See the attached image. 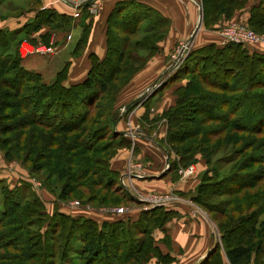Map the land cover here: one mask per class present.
<instances>
[{
  "label": "trees",
  "instance_id": "trees-1",
  "mask_svg": "<svg viewBox=\"0 0 264 264\" xmlns=\"http://www.w3.org/2000/svg\"><path fill=\"white\" fill-rule=\"evenodd\" d=\"M4 2L5 0H0L1 19L11 16V14L1 12ZM25 2L27 5L20 6L21 8L17 11L23 14L26 11L35 10V16L16 29H0V72L7 76L6 80L9 82L20 81L32 103V107L28 106L29 110L37 113V110L44 106L45 112H41V114L46 120L48 119L46 110L55 104L57 95L61 94L60 97L63 98L61 103L63 104H69L64 99L65 95L72 96L76 102L85 100L89 94L92 95L94 91L92 88H94L99 69L102 67L105 70L107 68L108 71L112 70L116 63L125 58L124 52H127L131 46L140 43L138 39H133L134 34L143 31L149 37L158 35L160 38H165L168 31L160 34L157 28L164 27V24L171 25L172 22L171 18L148 3L138 0L117 1L107 19V55L103 59L92 55V67L83 82L65 86L63 82L66 78H64L63 69L49 84L44 81L41 74L31 72L24 67L22 64L24 57L20 54L19 45L24 39H28L34 44L41 43V41L49 42L50 36L48 37L47 31L39 34V38L33 35L45 27L63 29L72 26L74 17L52 8H41L40 0H25ZM243 2L245 7L247 2L245 4L244 0H203V22L205 26H214L222 15L233 17ZM212 5H215V11L209 8ZM220 5H224L225 8L219 9ZM87 6H83L82 9ZM249 11L252 25L260 27L261 20L257 19V24H254V18L259 16L264 20V5L253 6ZM114 30L121 34L118 39L121 38L122 47L118 49L123 52H120L122 54H120L118 62L111 63L110 61L108 63L111 57L110 49L114 48L112 46V38L116 33H113ZM261 30L264 29L261 28ZM154 37L152 36V38ZM11 48L16 49V55L4 56L3 49L10 50ZM187 61L191 64L192 71L200 70L203 72L201 73L203 83H208L212 89L224 93V96L212 97L203 91L201 93L194 92L195 79L193 78L187 84L176 88V101L164 113L170 138L168 143L172 150L166 143H161L171 154L174 152L177 155V158H171L169 170L177 171L178 165L187 167L191 163L197 162V155L200 153L211 164L204 172L202 180L190 198L209 215L215 219L218 218V224L222 228L221 244L217 242L215 249L198 264H254L259 260V257L264 255V219L259 220L260 216L264 214V208H262L264 200H260L259 205L256 206V201L259 198L256 188L264 180V170L258 168L259 166L253 167L252 164L242 161L240 167H251L250 171H242L245 173L243 176L242 173L221 174L219 168L212 165L213 159L217 164L225 160H228V163L237 160V157L234 156L237 154L236 150L235 152L232 150L231 154L225 158L217 157L222 149L221 141L210 143L207 140L205 144H202L203 147H199V151L197 148L193 150L192 144L184 146L182 149L178 146L201 133H204L203 139L207 136L208 138L209 136L216 138L221 135H228L232 133L231 130L239 131L241 134L245 132L251 134L264 133V52L242 43H210L196 48L189 55ZM210 63H212L211 66ZM108 65L112 66L109 67ZM118 66L120 67L118 71L121 72L122 65L118 64ZM10 67L15 69L5 71ZM29 82L37 83L38 86L29 84ZM239 92L241 94L234 95V93ZM244 104H251L252 107L242 116L243 118L249 114L250 124H247L245 119L241 122H237L235 119L239 108ZM76 114H80L77 108L68 116L71 117ZM42 116L38 115L39 118ZM58 117L65 121L62 122L64 126L68 125L67 123H76L71 118V122L67 121L63 112L58 113ZM196 120L200 125L222 122L224 126L218 128L220 131L215 133L214 126L193 127L192 125ZM29 121L31 120L29 119ZM114 124V121H109L107 125H104L103 135H110V139L113 140L111 143L116 144L119 149L130 147L131 140L126 135L115 133L113 131ZM41 125L44 126V123ZM46 127L50 128V125H46ZM2 129L3 127L0 126V131ZM111 133H113L112 136ZM231 144L233 146L241 144L239 155L252 146L247 140L229 141V145ZM118 150L113 152L112 158ZM182 152L185 154L184 156ZM213 155H215L214 158ZM185 156L188 158H184ZM59 172L60 177L66 173L64 168H60ZM101 175L102 183L96 185L101 186L104 190L102 194L103 204L122 202L123 197H127L125 199L128 200L134 199L123 188L120 181L121 172L111 168L110 159ZM249 175L253 177L252 183L246 179ZM118 180L119 182H117ZM118 184L120 188H118ZM64 187H62L57 200L67 202L70 192L67 193ZM122 190L124 194L121 195L119 193ZM1 191L4 200L3 206L0 203V212L6 214L8 207L13 206V204L9 205L10 200H16L14 191L19 190H11L3 186ZM180 194L182 197L186 196V194ZM219 195H226L227 198L217 200L218 202L212 200L213 197ZM239 197L241 199L245 197L244 204ZM23 207L18 221H11L15 224L11 227L14 228L15 232L20 233L23 241L18 244H2L0 246V249L11 250L2 258V260L7 261L6 264H147L153 257L157 258L158 264H168L175 261V257L171 256L170 253H163L160 250L154 235L157 229H164L168 221L179 215L177 211L169 209L167 204L143 209L136 221L129 219L97 221L88 216H76L63 212L58 207L49 214L44 201L37 195L33 196V200L24 203ZM3 216L0 214V226L2 227L0 231L11 223L7 224ZM44 217L49 218L47 231L46 229L45 231L41 230ZM223 218L228 219V221L224 222ZM37 226L39 228L34 229ZM48 231L53 235L49 239L46 235ZM163 241L168 244L170 237L166 234Z\"/></svg>",
  "mask_w": 264,
  "mask_h": 264
},
{
  "label": "rangeland",
  "instance_id": "rangeland-1",
  "mask_svg": "<svg viewBox=\"0 0 264 264\" xmlns=\"http://www.w3.org/2000/svg\"><path fill=\"white\" fill-rule=\"evenodd\" d=\"M175 4H180V0H174ZM188 2L190 6L196 9V15L198 19H196V25L202 27L203 30L197 28L196 33L190 39V45L185 49V51L180 52L181 43L186 39L174 40L171 47L168 46V50L165 49L166 41H168L169 33L172 30V22L171 25L164 24V27L161 26L158 29L160 34H166L165 38H160L158 35L154 38L149 37L145 32H137L133 35V39H138L140 43L135 44V46H131L127 52H124L125 58L122 59L121 62L116 63L112 70L108 71L106 68L102 67L98 71V77L95 80L94 88H92L93 94L88 95L83 101H75V99L70 95H65L64 99L69 102V104L61 103V94L57 95L58 98H55V104L50 106L48 110V119L43 118L41 112H45L44 106L37 110V113L29 110L28 106L32 107V103L27 96L26 91L22 87L20 81L9 82L6 80L7 76L0 72V126L3 129L0 131V203L3 206L4 195L2 193V187L6 186L11 190H19L14 191L15 199H11L10 204L13 206L8 207L7 213L0 214L3 216L4 221L8 224L11 221L17 222L20 218L19 214L23 210V204L33 200V196H39L45 203V207L49 214H51L56 207L63 210V212L76 215V216H91V213H107L108 210H112L117 207H128L132 205L143 206L145 202L139 201V197L146 196H156L158 198L173 196L180 197L183 199H188L190 202L194 203L191 200V195L194 193L195 188H190L189 190H193L186 194V196L182 197L180 193L183 192H169V193H156L150 192L144 195L141 194V189L137 186L136 181L141 179L138 177H142L144 172V164L140 159L135 158V154L138 150L135 141L141 137H148L147 134H156V141L160 145L161 149L166 154H171L168 149L163 145L166 143L170 150H172L171 145H169V131L168 125L165 129L163 137H159V130L154 131V129L149 128L147 134L145 131H140L135 128L134 121L142 124L144 127L145 123H150L155 125L156 127H161V121L166 123V119L164 117L165 110L162 112H158L157 115L153 117L150 116L151 112L155 109V99L152 97L155 96L156 93L162 91L166 86L173 87L177 86L173 89L174 95L176 94V88L179 86L185 85L188 83L190 79H195L194 92H199L212 95V97L224 96L222 91H217L212 89L208 83H203V73L202 71H192L190 66L191 64L187 63V59L189 55L198 47L197 42L198 38L202 33L209 34L218 37L219 44L223 43L224 36L222 35L223 29H228L232 26L233 23L242 22L247 24L249 28L256 31L258 34L264 36V20L263 18L256 16L254 18V24H257V19L261 20L258 26H253L250 21V14L245 15L243 13L244 2L241 4L242 6L237 9L236 16L233 17L224 16L221 17V22H217L214 26H205L203 22L204 14H203V0H183ZM241 1V0H240ZM245 4L248 0H244ZM198 3H200L198 5ZM27 2L25 1H11L8 4H3L1 7V12L3 14H11V16H22L17 10L21 8L20 6H26ZM96 6V10L92 11L93 13H99L100 11V3L99 0L93 4ZM209 8L214 9L215 5L210 6ZM219 9L225 8L224 5H220ZM17 11V13H15ZM90 11V9H89ZM212 11V12H214ZM161 12V11H160ZM164 14L163 12H161ZM165 15V14H164ZM9 16V17H11ZM263 17V16H262ZM170 18V17H169ZM1 19V18H0ZM6 19V18H3ZM253 21V20H252ZM199 22V23H198ZM241 22V23H240ZM23 25V24H22ZM21 25V26H22ZM81 33L76 38L75 35L70 34L73 30V25L67 26L63 29H47V35L49 38V42L41 41V43L51 47V50L48 52H43L42 54L49 55L53 53L55 55L56 50L58 49L57 45L62 42H69L70 46L64 51L60 52V59L64 61V66L60 69H64V78L69 77L71 72V64L73 60H81L89 62V67H83V74H79V81H74L73 83H65V86H71L80 82H83L92 67V55H96L99 59H103L108 53V44H107V34L105 30V40H106V51L102 56L98 54L93 48V40L91 39V27L89 24L81 22ZM18 28V27H17ZM48 28V27H45ZM207 32H204V31ZM63 33L64 39L58 40L56 39L55 33ZM113 42L112 47L110 49V58L108 63L118 62L120 58V52L118 48H121V42L119 37L121 34L119 31H113ZM147 36V37H146ZM132 37V36H131ZM201 37V36H200ZM160 38V39H159ZM95 42V41H94ZM97 42V41H96ZM172 42V39L169 43ZM32 43L28 39H24L19 45L20 54L22 55V47L24 44ZM50 44V45H49ZM115 44V45H114ZM254 46V45H249ZM262 50H264V43L257 45ZM15 48V47H14ZM11 48L10 50L3 49V55H16V49ZM180 48V49H179ZM253 48V47H252ZM167 50V51H166ZM183 52V54H181ZM168 53V54H167ZM41 54V53H39ZM58 54V53H57ZM56 54V56H57ZM175 55V56H174ZM181 59L177 62L179 63L177 66L174 65V59ZM46 59L40 57V60H35L34 58H29V56L23 58L22 64L24 67L34 73H39L43 76L41 71L37 70V68L45 67L47 70H50V61L46 65ZM161 59V65L159 66V72H156L158 68V60ZM107 63V62H106ZM105 63V64H106ZM173 63V64H172ZM118 64H121L122 71L119 72L120 67ZM160 64V62H159ZM174 65V67H170V65ZM212 63H210V66ZM109 66V65H108ZM110 65L109 67H111ZM88 68V70H87ZM14 70V67H10L5 69ZM111 69V68H110ZM59 70V71H60ZM1 71V67H0ZM58 71V72H59ZM57 72V74H58ZM56 74V77H57ZM158 74V75H157ZM157 75V76H156ZM162 76L155 87H152L153 83L159 76ZM10 76V75H9ZM55 77V78H56ZM168 77L167 83L161 82L164 78ZM11 78V77H8ZM44 79V78H43ZM44 81H46L44 79ZM142 82V83H141ZM52 83V82H47ZM29 84L37 85V83ZM28 83L26 84V86ZM244 86V85H243ZM242 88V87H241ZM241 94L234 93V95ZM215 95V96H214ZM143 96L142 99L136 104L130 105L134 100ZM176 96V95H175ZM195 98H197L195 96ZM47 102H49L47 100ZM65 103V102H64ZM146 105L145 112L143 115H137V108L140 106ZM251 104H244L238 110V114L235 117L237 122L247 120V124H250V117L246 115L242 118L247 112V110H251ZM24 106V107H23ZM78 109V113L75 116L69 117L68 114L73 113L74 109ZM66 117V120L70 121V118L73 122L76 123H67L68 125L64 126L62 122H65L63 119L60 120L58 117V113H62ZM242 112V113H239ZM38 115H41L42 118H39ZM69 117V118H68ZM31 120L28 122V120ZM79 121V122H77ZM109 121H114L113 131L117 134L126 135L131 141L130 147H124L131 150V157L129 158L128 165L126 169L121 173L120 181L123 188L132 195L134 199L128 200L125 199L127 197H123L122 202L115 204H103L102 194L104 192L101 186H97L96 184L102 183V172L107 166V162L110 159L112 160L113 152L117 151L119 148L116 147V144L111 143L110 135L104 134V125H107ZM33 122L32 124H30ZM44 123V126L41 125ZM167 124V123H166ZM46 125H50V128H47ZM193 127L204 126L205 128L208 126H214L215 133H218L221 128L224 126V123L213 122L210 124L200 125L197 120L193 123ZM257 126V125H256ZM232 133L228 135H221L219 137H211L208 136L204 138V133H201L199 136L190 139L185 143H180L179 148H183L184 146H188L192 144L193 150L195 148L198 149L208 142H222V149L220 153L217 154V157H227L231 154L232 150L237 154H234L237 157L235 162L228 163V160L222 161L220 164L215 163L213 159L212 165L219 168L221 174L228 173H243L242 171H250L251 167L245 168L240 167L241 162L247 164H252L253 167L259 166L261 170H264V133L262 134H251V133H243L241 134L239 131L231 130ZM125 132V133H123ZM113 133H111L112 136ZM230 135V136H229ZM249 141V144L252 145L250 148L245 151L243 154L239 155V151L241 150V144L237 146L229 145V141ZM163 142V143H161ZM161 143V144H160ZM109 144V145H108ZM133 147V148H132ZM203 147V146H202ZM122 149V148H120ZM184 150V149H183ZM119 151V150H118ZM183 153V152H182ZM200 153V152H198ZM117 154V153H116ZM175 158H177L176 153L173 152ZM185 155L184 153L182 154ZM215 155H213L214 158ZM184 158H188L185 156ZM245 159V160H244ZM170 160V159H169ZM201 160V166L196 169V173H198L199 183L204 176V172L208 167L211 166L202 154L197 155V162ZM170 162L167 164V170L165 175L171 174L175 181L179 180H188L193 179L191 176L183 177L179 170L184 168L182 165H178L177 171L173 172L169 170ZM197 162L191 164H197ZM60 168H64L65 175L60 177ZM252 176L249 175L246 177L247 181L252 183ZM245 180V178H244ZM119 182V180L117 181ZM66 189L67 193L70 192L68 196L67 202H62L57 200L59 193H61L62 187ZM118 188H120L118 184ZM74 190V191H73ZM173 190H183L181 189H173ZM256 190L259 193V198L257 199L256 206L259 205L260 200H264V180L259 184ZM193 192V193H192ZM119 194H124L123 190L120 191ZM185 194V193H183ZM227 198L226 195H219L217 197H213V201L222 200ZM240 198V197H239ZM244 198H240V201L244 204ZM14 200V203H12ZM20 203H17V202ZM74 201L79 202V204H74ZM255 201V200H254ZM218 202V201H217ZM195 204V203H194ZM8 205V206H9ZM197 205V204H196ZM198 206V205H197ZM201 210H204L200 206H198ZM4 210V207H2ZM7 208V207H6ZM264 208V205L262 206ZM261 208V209H262ZM264 210V209H263ZM205 211V210H204ZM206 212V211H205ZM208 215L209 213L206 212ZM100 215V214H99ZM49 216V215H48ZM211 221L214 225L215 234L217 235V242L221 244V232L222 228L220 224H218V218L215 219L212 215H209ZM93 218V217H91ZM260 219H264V214L260 216ZM224 222L228 219L223 218ZM221 221V219H220ZM14 222L10 223L8 227H5L0 231V246L2 244H18L23 241L20 233L15 232L14 228L11 227ZM49 226V218L44 217L43 223L41 225V230H48ZM2 227L0 226V229ZM39 227H35L34 229H38ZM50 229V228H49ZM47 239L51 236L50 231L46 232ZM114 247V245H113ZM7 252H11L8 249H0V264H6L7 261L2 260L4 258V254ZM254 264H264V255L258 258ZM10 264V263H9Z\"/></svg>",
  "mask_w": 264,
  "mask_h": 264
},
{
  "label": "crops",
  "instance_id": "crops-1",
  "mask_svg": "<svg viewBox=\"0 0 264 264\" xmlns=\"http://www.w3.org/2000/svg\"><path fill=\"white\" fill-rule=\"evenodd\" d=\"M10 1H20V0H5L3 4H8ZM25 1V0H21ZM119 0H99L100 11L99 13H93L89 11L88 7L85 8H75L70 4H67L63 0H40L41 8H52L61 13H66L74 17L73 30L70 34L75 35L76 38L81 33V22L92 25L91 27V39L93 40L92 48L100 55H104L106 51V40H105V30L107 28V19L113 9L116 2ZM145 2L154 6L166 16L170 17L172 20V30L169 33L168 41H166L165 49L168 50V46L172 45L174 40L187 39L190 38L194 33H196L199 25H196V9L193 6H190L188 2L180 0V4H175L174 0H138ZM259 4L264 5V0H248L243 9L245 15L250 14V8L257 6ZM3 6V5H2ZM85 6V5H84ZM87 6V5H86ZM36 11L30 10L22 14V16H11L6 19H0V29H16L24 24L27 20L35 16ZM78 14V15H76ZM237 10L235 11V16ZM221 22V20H219ZM202 27L200 30H203ZM48 28L42 29L39 33L34 34L39 38V34H43L47 31ZM209 30L206 29L207 32ZM202 33L197 42L196 47H201L210 43H218V37L209 34ZM56 39H64L63 33H55ZM172 39V42L169 41ZM40 41V40H39ZM95 41V42H94ZM97 41V42H96ZM221 44V43H220ZM223 44V43H222ZM70 46L69 42H62L57 45L58 49L56 50L55 55L53 53L47 54H32L29 55V58H34L35 60H40V57L47 58L46 65L50 61V70H47L46 66L42 68H37L43 74V78L46 82H53L55 80L57 72L64 66V61H61L59 53L64 51ZM255 49L264 52L260 47H255ZM166 50V51H167ZM58 53V54H57ZM57 54V56H56ZM168 54V53H167ZM160 62V64H159ZM158 68L155 73L159 72V66L161 65V59L158 60ZM89 67L88 60H73L71 64V72L65 83H73L74 81H79V74H83V67ZM88 70V68H87ZM158 75V74H157ZM156 75V76H157ZM161 76V75H160ZM168 77L164 78L161 82H166ZM142 83V82H141ZM177 86L169 87L166 86L162 91H159L155 94L152 99H155V109L151 112L150 116L153 117L157 115L158 112H162L172 106L176 101V96L173 93V89ZM146 105L140 106L137 108V117L138 115H143L145 112ZM134 121V126L140 131H149V128L154 129V131L159 130V137H163L165 129L167 128V122L164 123L161 121V127H156L150 123H145L144 127L142 124ZM148 137H141L135 141V144L138 148L135 158L141 159L144 164L145 174L139 180L136 181L137 186L141 189V194L144 195L150 192L156 193H169V192H183L185 194L193 191L189 190L190 188H195L199 184L198 173L193 174L191 178L186 180L175 181L171 174L165 175L167 162L171 158L175 159L174 154H166L161 149L160 145L156 141V134H147ZM133 148V147H132ZM131 150L127 148L119 149L117 154L111 160V168L117 170L121 173L126 169L129 158L131 157ZM169 160V161H170ZM201 160L197 162L198 169L201 166ZM183 189V190H173V189ZM178 198V197H177ZM145 207L143 206L132 205L128 206V210L125 213H114L109 211L107 213H91V216L97 221H114L117 219H129L131 221H136L142 210ZM169 209H173L179 213L177 217H174L166 224L164 229H157L155 231V238L157 240V245L163 253H170L171 256L175 257V261L168 264H198L211 250L215 241H217V235L215 234L214 225L211 221L209 215L201 210L196 204L190 202L188 199L180 198L177 201L172 203H167ZM63 211V210H61ZM100 214V215H99ZM170 237V242L167 244L163 241L165 235ZM227 261V259L225 258ZM147 264H158L157 258L153 257Z\"/></svg>",
  "mask_w": 264,
  "mask_h": 264
},
{
  "label": "built area",
  "instance_id": "built-area-1",
  "mask_svg": "<svg viewBox=\"0 0 264 264\" xmlns=\"http://www.w3.org/2000/svg\"><path fill=\"white\" fill-rule=\"evenodd\" d=\"M63 1L77 9L80 7L82 8L84 5H88L87 7L90 10L92 11L96 10V6L93 5L96 2V0H92L89 4H85L88 0H63ZM199 4L200 3H198V5ZM222 35L224 36L222 40L223 44L229 43V42H235V43H242L247 46L254 45V46H249V47H257V45L264 43V36L261 34H258L256 31L249 28L248 25L244 24L243 22L241 24H239L238 22L233 23L232 26H230L228 29H223ZM193 36L194 35H192L190 38H187L184 42L181 43V46H180L181 49L179 48L180 52L185 51V49H187V47L191 44L190 39ZM50 50H51V47L47 45L28 43V44H24V47H22V56L25 58L32 54H36V53L42 54L43 52H48ZM181 54H183V52ZM180 59L181 57L178 59L175 58L173 62L174 65L176 64L177 66L179 64L177 62ZM172 64L170 65V67H174V65ZM196 169H197L196 164H190L187 167L181 168L179 172L181 173L183 177H186V176L193 175L196 172ZM138 199L140 201L145 202L144 209H148L152 206L172 203L174 201H177L179 198L173 197V196L171 197L168 196V197H163V198H158L156 196H151V197L142 196V197H139ZM74 204H79V202L74 201ZM127 210L128 208L126 207H117V208H113L110 211L114 213H125Z\"/></svg>",
  "mask_w": 264,
  "mask_h": 264
},
{
  "label": "water",
  "instance_id": "water-1",
  "mask_svg": "<svg viewBox=\"0 0 264 264\" xmlns=\"http://www.w3.org/2000/svg\"><path fill=\"white\" fill-rule=\"evenodd\" d=\"M91 1L92 0H88L85 4H89ZM161 77L162 76H159L156 79V81L153 83L152 87H155L157 85V83L159 82V80H160ZM142 97L143 96H140L139 98H137L136 100H134L132 103H130V105H128V107H130L131 105L136 104L137 102H139L142 99ZM123 133H125V132H123ZM167 163H169V160H168ZM216 244H217V241H215V243H214L213 247L211 248V250H209V252H207V254H205L204 258L207 257L215 249Z\"/></svg>",
  "mask_w": 264,
  "mask_h": 264
}]
</instances>
